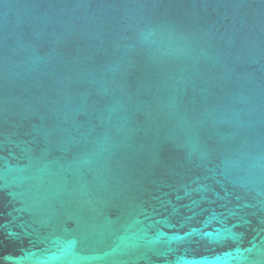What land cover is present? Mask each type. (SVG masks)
Masks as SVG:
<instances>
[{
	"label": "water",
	"instance_id": "water-1",
	"mask_svg": "<svg viewBox=\"0 0 264 264\" xmlns=\"http://www.w3.org/2000/svg\"><path fill=\"white\" fill-rule=\"evenodd\" d=\"M0 264H264V0H0Z\"/></svg>",
	"mask_w": 264,
	"mask_h": 264
}]
</instances>
